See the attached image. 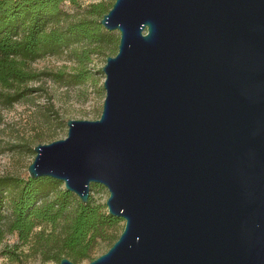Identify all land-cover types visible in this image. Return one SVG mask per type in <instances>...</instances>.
Masks as SVG:
<instances>
[{
    "label": "water",
    "instance_id": "obj_1",
    "mask_svg": "<svg viewBox=\"0 0 264 264\" xmlns=\"http://www.w3.org/2000/svg\"><path fill=\"white\" fill-rule=\"evenodd\" d=\"M99 22L119 30L101 112L27 166L82 202L107 187L124 225L84 264H264V0H114Z\"/></svg>",
    "mask_w": 264,
    "mask_h": 264
},
{
    "label": "trees",
    "instance_id": "obj_2",
    "mask_svg": "<svg viewBox=\"0 0 264 264\" xmlns=\"http://www.w3.org/2000/svg\"><path fill=\"white\" fill-rule=\"evenodd\" d=\"M65 0H0V101L12 103L33 87L26 83L47 75L30 62L48 53H56L73 42L89 39L100 46L111 39L99 19L67 20ZM76 3L77 0H69ZM93 14L102 15L109 8L102 2L91 4ZM62 20H67L61 24ZM86 56L87 51L84 50ZM60 79L61 73H55ZM76 81L84 79L82 71L69 74ZM98 184V183H96ZM72 207V208H71ZM63 218L59 234L46 239L44 259L59 262L68 256L77 263L89 260L98 239L108 247L118 235L106 229L121 217L108 212L105 203L89 195L86 202L77 199L62 186L60 179L41 175L0 174V252L14 258L4 245L8 233L16 234L14 245L27 243L40 223L55 224ZM11 253V254H10Z\"/></svg>",
    "mask_w": 264,
    "mask_h": 264
},
{
    "label": "rangeland",
    "instance_id": "obj_3",
    "mask_svg": "<svg viewBox=\"0 0 264 264\" xmlns=\"http://www.w3.org/2000/svg\"><path fill=\"white\" fill-rule=\"evenodd\" d=\"M113 1L77 0L72 3L65 0L63 8L68 13V21L84 17L99 19L102 15L93 14L91 4L102 2L109 8ZM67 20H62L61 24ZM103 28L111 34V39L100 46L83 39L59 52L48 53L31 61L33 69L47 71V75L28 81L26 85L33 88L20 99L12 103L0 101V174H28L27 166L35 154L33 145L64 137L68 118L93 119L99 116L105 95V74L101 67L106 56L117 51L119 38L117 28ZM76 71H82L84 79L76 81L69 77L70 73ZM55 73H61L60 79ZM89 195L95 201L105 203L108 189L103 184L91 183ZM75 196L80 200L77 194ZM63 223V218L55 224L40 223L35 226L29 241L18 245L13 244L16 234L8 233L3 243L12 251L10 254L16 256L11 258L0 252V264H58L53 258L44 259L42 251L46 247V239L57 236ZM123 225L124 219L120 218L106 232L118 235ZM107 248L108 241L98 239L91 256L95 257ZM88 260L84 258L76 264H84Z\"/></svg>",
    "mask_w": 264,
    "mask_h": 264
}]
</instances>
